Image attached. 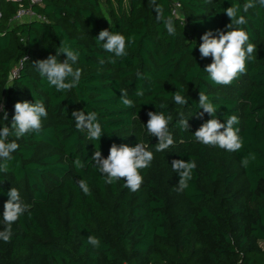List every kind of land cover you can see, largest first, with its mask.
Returning a JSON list of instances; mask_svg holds the SVG:
<instances>
[{"label": "trees", "instance_id": "1", "mask_svg": "<svg viewBox=\"0 0 264 264\" xmlns=\"http://www.w3.org/2000/svg\"><path fill=\"white\" fill-rule=\"evenodd\" d=\"M176 1L180 17L173 14L175 0H156L174 20V36L157 20L150 0H44L33 7L44 20L18 25L11 20L19 4L0 2V104L8 113L5 121L0 108V128L11 125L16 102L41 100L48 112L39 134L9 137L20 147L8 171L0 172V231L12 187L30 205L31 216L26 212L12 225L10 242L0 240V264H264V7L243 12L248 0ZM236 4L247 20L241 27L256 45V59L247 62L246 74L221 86L204 71L212 59L201 58L199 44L209 30L214 35L228 30L225 9ZM101 30L135 35L128 55L111 63L113 54L96 40ZM62 40L79 54L72 66L82 75L77 87L57 92L34 62L56 55ZM177 90L188 99L185 106L175 104ZM122 91L133 107L121 103ZM200 91L222 124L238 117L233 127L244 142L240 151L196 141L195 131L212 118L198 115ZM73 111L98 114L100 140L76 129ZM149 111L172 117L175 143L164 152L155 151L158 138L145 127ZM181 114L188 131L177 124ZM138 142L154 153L151 166L141 170L139 191L124 187L122 179L105 184L91 159L94 152L107 158L113 144ZM249 153L256 158L244 168L241 159ZM76 159L84 168L75 166ZM174 159L197 164L184 192L176 190ZM80 179L88 183L90 196L79 188ZM90 235L100 239L99 248L87 243Z\"/></svg>", "mask_w": 264, "mask_h": 264}, {"label": "clouds", "instance_id": "2", "mask_svg": "<svg viewBox=\"0 0 264 264\" xmlns=\"http://www.w3.org/2000/svg\"><path fill=\"white\" fill-rule=\"evenodd\" d=\"M207 2L211 3L212 0H207ZM150 3L157 13V20H162L168 35L174 36L176 27L173 18L164 16L163 7L158 5L156 0H150ZM256 4L264 7V0H248L242 6L243 12H247ZM225 11L231 19V23L226 26L228 30H217L218 35H214L209 30L202 35V42L199 44L201 58L211 57L212 59L204 71L208 73L212 82L221 86H228L240 75L246 74L247 62L256 59L253 55L256 52V45L249 42V34L241 27L247 23L245 16L240 15L241 6L239 4L232 5ZM96 40L97 43L103 42L102 48L114 56L110 62L116 63L115 58H123L128 55L126 47L135 43L136 37L135 35L125 37L120 32L101 30ZM61 54H65L67 57L63 61L58 59ZM78 57L79 54L72 50L71 45L66 40H62L61 45L56 49V55L50 54L46 59L35 61L34 65L40 76L46 78L49 87H54L57 92L70 91L79 85L82 75V69H74L72 66L77 62ZM104 62V59H100L101 64ZM137 76L140 77V73H137ZM136 94L142 96L143 92L137 90ZM120 99L125 107H133V101L128 97L127 92L122 91ZM173 100L175 104L179 105L185 106L188 103V99L181 94V90L174 92ZM160 107L163 109L165 105L162 104ZM0 108L3 109V119L7 121L8 113L4 110L3 104H0ZM198 108L203 109L198 114L200 118H203L205 113L212 118L195 131L194 137L197 142L206 146L219 147L229 152H237L243 148L244 142L239 136V129L233 127L239 123L236 115H231L226 120V125L222 124L216 117L217 108L202 91L199 92ZM147 115L149 117L145 125L147 132L158 138L155 151L164 152L175 143L173 133L169 129L172 117L170 114L165 115L163 111H149ZM47 116V109L41 100H35L34 103L29 101L15 103L11 125L0 128V172L8 171L9 161L13 159L12 154L20 147L15 139L9 140V137L14 136L19 139L30 133L39 134L43 128L42 121ZM72 117L77 130L86 131L89 139L100 140L103 129L96 112H87L85 115L83 111H73ZM177 124L184 131H188L190 128L188 119L183 118L182 114ZM255 158L254 153H249L248 156L241 159V166L247 168ZM91 159L104 177L105 184L112 185L122 179L125 182L124 187L132 192H137L143 184L141 170L151 166L154 153L148 150L147 145L139 142L134 147L113 144L107 158H103L101 151L96 150ZM74 164L78 169L84 168V164L79 159H76ZM171 167L173 172L178 173L180 177L176 190L184 192L189 187V181L193 178V170L197 167L195 160L185 162L182 159H174L171 162ZM77 183L85 195H91V189L84 179L78 180ZM8 196L9 199L4 203L3 211L5 227L3 231H0V240L5 243L11 241L12 225L26 212L29 217L31 216L30 205L22 202L16 188L12 187ZM87 243L93 248H99L101 241L96 236L90 235L87 238Z\"/></svg>", "mask_w": 264, "mask_h": 264}, {"label": "built area", "instance_id": "3", "mask_svg": "<svg viewBox=\"0 0 264 264\" xmlns=\"http://www.w3.org/2000/svg\"><path fill=\"white\" fill-rule=\"evenodd\" d=\"M2 0H0L1 2ZM7 2H14L19 4V8L11 20L12 25H18L20 23L24 22H31L34 20H44L43 17L37 15L35 11L33 10L34 6L37 5H43L44 0H5ZM173 14L180 17L181 11H180V4L175 0L174 2V9ZM2 11L0 9V19L2 18ZM28 59V57H26ZM25 57L22 61H20L14 70L11 72V75L9 77V83H12L14 79L19 75L21 68L23 67V63L27 60Z\"/></svg>", "mask_w": 264, "mask_h": 264}]
</instances>
